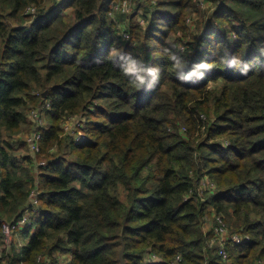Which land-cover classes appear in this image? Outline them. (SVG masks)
<instances>
[{"label": "trees", "instance_id": "16d2710c", "mask_svg": "<svg viewBox=\"0 0 264 264\" xmlns=\"http://www.w3.org/2000/svg\"><path fill=\"white\" fill-rule=\"evenodd\" d=\"M208 1L195 33L199 0H0V245L28 209L7 264L264 260V0ZM213 213L249 238L226 258Z\"/></svg>", "mask_w": 264, "mask_h": 264}, {"label": "built area", "instance_id": "2783aa9c", "mask_svg": "<svg viewBox=\"0 0 264 264\" xmlns=\"http://www.w3.org/2000/svg\"><path fill=\"white\" fill-rule=\"evenodd\" d=\"M46 104H47V107L49 108V103L47 102ZM41 107L32 110L29 114V118L36 123L35 125L36 127H39V129L45 127V119L42 115L44 113V110ZM39 139H40V133L38 131L34 132L33 135L27 138V142L29 144L30 151L32 152V154H35L39 152L40 150ZM42 164H44V162ZM202 186L203 187H214V183L210 181L202 182ZM37 194H38L37 191L32 193L34 197ZM35 202L36 201L33 198L31 204H34ZM27 212H28V209L25 211V215L22 218L18 219L16 222L3 224L2 232L4 235V243L0 245V264H7V258L3 256V249L5 247L8 248L10 244L15 242V238H14L15 228L17 226H25L27 224ZM207 224L210 226V229L206 230L204 228L205 232L209 233L213 231V233L215 234V238L210 240L209 245L213 246L216 244L218 254L220 256H223L224 258H226L225 247L228 241H232L233 243H238V244L249 241V238L247 236L244 237L239 234H231L222 215L213 213L211 217L206 216L204 218V227ZM19 244H22V243L19 242ZM156 260H158V257L155 255H150L146 258L147 263H151L152 261H156ZM173 264H176V262ZM254 264H264V261L260 259V260H257Z\"/></svg>", "mask_w": 264, "mask_h": 264}, {"label": "rangeland", "instance_id": "374dc122", "mask_svg": "<svg viewBox=\"0 0 264 264\" xmlns=\"http://www.w3.org/2000/svg\"><path fill=\"white\" fill-rule=\"evenodd\" d=\"M136 2V1H135ZM199 8H200V12L201 13H194L192 16H190L188 19H187V23L188 25L190 26V28L196 33L198 31H202L205 27V24H206V19H207V16L212 12L213 10V7H212V4L210 1L208 0H199ZM136 6V3H131L129 5V3H124L122 5H117L116 6V9L118 11H120L121 14H125L126 12H132V8H134ZM212 7V8H211ZM144 10H141L139 12V15L137 16V19L141 18L140 15L141 13H143ZM67 14L71 15L72 14V10L69 9L67 11ZM114 17L116 18V14L114 15ZM141 23L142 24H145L142 20H141ZM121 27L124 28V25L121 24ZM176 38V37H175ZM47 101L45 102V104H43V106L41 108H43L44 110V113L42 114L44 119H45V110L48 109L47 107ZM36 108H39V107H35V108H31L28 112V120H29V123L26 125H24L21 129V132L17 135H15V139L16 141L18 142L19 140H25L26 144H28L27 142V138L30 137L31 135L34 134V132H39V127H36V123L34 121H32L30 118H29V114L32 110L36 109ZM40 111V110H38ZM77 122L78 119H75L74 121L73 120H67L64 122V127L66 129V131H71L74 136L78 139H82L84 137L83 133L80 132L79 130H77L76 126L74 125V122ZM29 125H31L29 127ZM48 126L47 122H46V119H45V127ZM81 136V137H80ZM18 146V145H16ZM28 147H29V144H28ZM21 150V149H20ZM29 150H30V147H29ZM56 150V148L54 149ZM25 152V151H24ZM31 152V151H30ZM32 153V152H31ZM208 179H204L203 182H207ZM202 189H213V187H201ZM208 217H211L208 216ZM14 238L15 240L18 242L20 241L19 239V235L15 234L14 235ZM21 242V241H20ZM214 246V245H213ZM212 246V247H213ZM211 247V246H210ZM69 256V255H68ZM66 258V260H70V256ZM264 261V260H263Z\"/></svg>", "mask_w": 264, "mask_h": 264}, {"label": "water", "instance_id": "95a60500", "mask_svg": "<svg viewBox=\"0 0 264 264\" xmlns=\"http://www.w3.org/2000/svg\"><path fill=\"white\" fill-rule=\"evenodd\" d=\"M1 221V219H0ZM120 261H121V264H124L125 261H124V247L120 250Z\"/></svg>", "mask_w": 264, "mask_h": 264}, {"label": "crops", "instance_id": "0c3cea01", "mask_svg": "<svg viewBox=\"0 0 264 264\" xmlns=\"http://www.w3.org/2000/svg\"><path fill=\"white\" fill-rule=\"evenodd\" d=\"M204 228H205L206 230H209V229H210V226L207 224V225H205ZM67 256H68V255L63 256V257H62V260L67 261V260H66ZM68 257H69V256H68ZM156 261H159V260H156Z\"/></svg>", "mask_w": 264, "mask_h": 264}, {"label": "clouds", "instance_id": "9594fccd", "mask_svg": "<svg viewBox=\"0 0 264 264\" xmlns=\"http://www.w3.org/2000/svg\"><path fill=\"white\" fill-rule=\"evenodd\" d=\"M127 71L132 72V71H137V69L133 66V67L128 68ZM140 79L142 80L143 77H140Z\"/></svg>", "mask_w": 264, "mask_h": 264}]
</instances>
